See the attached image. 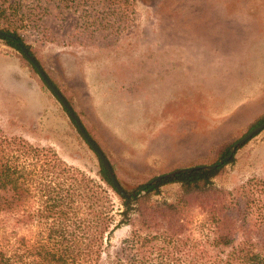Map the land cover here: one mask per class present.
Returning <instances> with one entry per match:
<instances>
[{
	"label": "rangeland",
	"instance_id": "rangeland-1",
	"mask_svg": "<svg viewBox=\"0 0 264 264\" xmlns=\"http://www.w3.org/2000/svg\"><path fill=\"white\" fill-rule=\"evenodd\" d=\"M96 1L106 12L95 13L93 31L80 32L78 41L69 36L85 22L78 13L58 25L67 41L22 34L50 79L72 96L124 186L209 164L214 146L242 137L264 113V0H132L111 12L107 0ZM225 20L240 23L238 47L227 46L232 37ZM39 79L0 39V122L12 121L32 141L52 145L67 163L95 176L97 156ZM38 90L36 112L24 94ZM252 177L264 178V129L237 148L214 183L231 189ZM175 187L165 185L153 198H169ZM111 197L114 209L121 207ZM127 232L126 225L116 228L111 243Z\"/></svg>",
	"mask_w": 264,
	"mask_h": 264
},
{
	"label": "trees",
	"instance_id": "trees-1",
	"mask_svg": "<svg viewBox=\"0 0 264 264\" xmlns=\"http://www.w3.org/2000/svg\"><path fill=\"white\" fill-rule=\"evenodd\" d=\"M107 2L108 12L132 4ZM98 8L96 0H0V29L15 37L0 39L38 75L17 46L18 41L24 43L43 68L22 31L35 32L37 41L64 42L58 25L78 13L85 22L77 24L79 33L70 30L69 35L78 41L82 32L93 31L95 13L106 12ZM52 82L84 125L72 96ZM263 121L264 113L247 131ZM14 126L8 119L0 122V264H264V178L252 177L231 189L214 183L234 154L214 169L197 168L126 187L85 125L132 196L126 198L113 187L98 158L95 176L88 175L61 158L52 145L32 141ZM238 139L214 146L205 160L217 163ZM169 184H176L169 198H153ZM112 195L121 207L114 209ZM122 225L128 232L112 244V233Z\"/></svg>",
	"mask_w": 264,
	"mask_h": 264
},
{
	"label": "water",
	"instance_id": "water-1",
	"mask_svg": "<svg viewBox=\"0 0 264 264\" xmlns=\"http://www.w3.org/2000/svg\"><path fill=\"white\" fill-rule=\"evenodd\" d=\"M0 36L15 39V37L12 34L5 32L4 30H1V29H0ZM17 46L19 47L20 51L25 55L27 60L34 66L39 77L42 79V81L45 83V85L48 87V89L53 93V95L56 97V99L61 104V106L65 109V111L67 112L69 117L74 121L79 133L81 134V136L83 137L85 142L93 150V152L95 153L97 158L103 164L104 168L106 169V171L109 175L110 181H111L113 187L118 192V194H120L126 198L132 197L130 193H127L122 188L121 184L119 183V181H118V179L114 173V170L111 166L110 161L108 160V158L106 157L104 152L93 141V139L91 138L89 133L86 131L85 127L83 126L80 118L77 116V114L73 110L72 106L69 104V102L67 101L65 96L62 94V92L55 86V84L52 82L50 77L45 73L44 69L41 67V65L39 64L37 59L29 52L28 48L25 46L24 43L18 41ZM263 129H264V121L261 122L259 125L255 126L254 128H252L250 131H248L242 137H240L232 145L230 152L226 156H224L223 158L219 159L218 162L215 164H202V165H192V166H187V167H180V168L171 170L169 172L156 175L155 177H153L149 181V183H155L162 178L172 177L179 172L191 171V170L197 169V168L214 169L217 165L224 164L225 162H227L231 158V156L235 153V151L237 150V148L240 145L245 143L252 136H254L255 134H257L258 132H260Z\"/></svg>",
	"mask_w": 264,
	"mask_h": 264
},
{
	"label": "crops",
	"instance_id": "crops-1",
	"mask_svg": "<svg viewBox=\"0 0 264 264\" xmlns=\"http://www.w3.org/2000/svg\"><path fill=\"white\" fill-rule=\"evenodd\" d=\"M201 7L203 8V9H205V8H207L204 4H201ZM208 9V8H207ZM220 13V15H222L223 16V18H229V15L226 13V12H219ZM223 23V22H222ZM225 24H221V25H226L227 26V28L225 29V31H227V32H229L230 34H227V35H230L231 37H232V39H231V43L230 44H227V46H231V47H238V43H237V41H239V44L241 43L240 42V40H238L237 39V32L239 31V24L238 25H234V24H232L231 25V23H228V20H225V22H224ZM252 23H253V21H250L249 22V25H250V28L251 29H253V30H258V28L257 29H255V28H253L252 27ZM220 25V26H221ZM220 26H219V28L218 29H216V30H220L221 28H220ZM240 29L241 30H244V29H247L248 30V26L247 27H245L244 25H241V27H240ZM220 31H222V30H220ZM233 40H234V42H233ZM40 92V90H38V92H35V93H30V92H28L27 93V96L24 94V96L26 97V103H28V106L31 108V109H33L34 111H39L40 109L37 107V106H39V93ZM34 97L36 98V100L34 99ZM95 107V106H94ZM96 107H98V106H96ZM104 108V106H99V109L100 110H102ZM109 108V107H108ZM35 112V113H36ZM112 116V115H111Z\"/></svg>",
	"mask_w": 264,
	"mask_h": 264
}]
</instances>
